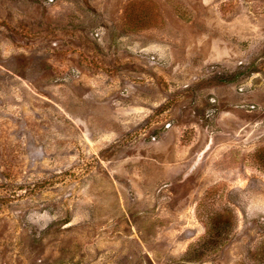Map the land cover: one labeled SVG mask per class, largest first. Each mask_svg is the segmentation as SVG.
<instances>
[{"label": "rangeland", "instance_id": "1", "mask_svg": "<svg viewBox=\"0 0 264 264\" xmlns=\"http://www.w3.org/2000/svg\"><path fill=\"white\" fill-rule=\"evenodd\" d=\"M0 264H264V0H0Z\"/></svg>", "mask_w": 264, "mask_h": 264}]
</instances>
